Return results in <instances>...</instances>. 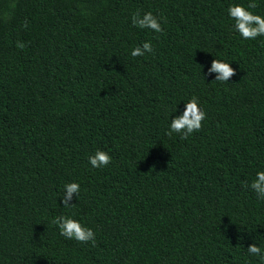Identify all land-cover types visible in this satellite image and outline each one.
I'll use <instances>...</instances> for the list:
<instances>
[{
  "label": "trees",
  "instance_id": "trees-1",
  "mask_svg": "<svg viewBox=\"0 0 264 264\" xmlns=\"http://www.w3.org/2000/svg\"><path fill=\"white\" fill-rule=\"evenodd\" d=\"M232 2L0 0V264H261L246 248L264 247V200L246 185L264 168V37L230 30ZM214 56L236 69L226 83L205 75ZM191 95L200 130L167 135ZM97 149L111 161L93 169ZM73 180L95 244L51 223Z\"/></svg>",
  "mask_w": 264,
  "mask_h": 264
},
{
  "label": "clouds",
  "instance_id": "clouds-1",
  "mask_svg": "<svg viewBox=\"0 0 264 264\" xmlns=\"http://www.w3.org/2000/svg\"><path fill=\"white\" fill-rule=\"evenodd\" d=\"M257 7L256 0H233L226 8L227 18L231 21L230 30L238 34L243 40H256L257 37H264V14L253 11ZM131 25L138 29H147L153 34L163 33L164 18L154 14L152 11H136L131 15ZM21 47L23 45H20ZM153 52L151 40H144L133 46L130 50L131 57H143ZM215 57V56H214ZM227 59L215 57L207 67L205 75H211L214 81L226 83L235 75L236 69L230 66ZM200 65V69H201ZM183 101V100H182ZM173 113H178L172 115ZM171 116V119L169 117ZM206 119V112L201 105L199 97L191 95L183 101L182 110L177 104L168 110L167 114V135L177 133L180 137L187 138L194 131H199L202 121ZM111 161L109 153L97 149L87 157V163L93 169L107 166ZM255 193L258 200H264V168L255 170L254 176L246 185ZM81 191L79 182L73 180L63 184L62 195H59L60 204L68 210V214H61L52 218L51 223L58 229L59 235L68 240H75L80 243L91 242L95 244V233L93 229L77 218L71 211L75 204L71 203L73 194ZM246 251L250 257H256L264 264V247L253 238Z\"/></svg>",
  "mask_w": 264,
  "mask_h": 264
}]
</instances>
